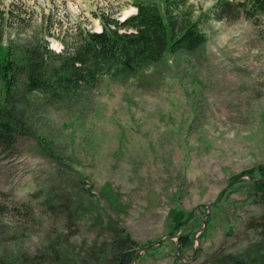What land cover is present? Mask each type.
<instances>
[{"label": "rangeland", "instance_id": "obj_1", "mask_svg": "<svg viewBox=\"0 0 264 264\" xmlns=\"http://www.w3.org/2000/svg\"><path fill=\"white\" fill-rule=\"evenodd\" d=\"M139 1L161 4L0 0L2 42L36 47L50 61L87 32L128 31L122 24ZM231 1L215 18L217 0H188L206 35L191 52H166L126 78L103 73L71 96L21 101L29 132L14 146L0 142V264H53L65 251L105 264L112 227L129 233L131 264H216L214 251L253 243L246 224L264 213V199L243 172L264 167V13L247 18ZM104 184L122 212L106 201ZM171 208L193 219L175 231ZM185 233L182 247L176 235Z\"/></svg>", "mask_w": 264, "mask_h": 264}, {"label": "trees", "instance_id": "obj_2", "mask_svg": "<svg viewBox=\"0 0 264 264\" xmlns=\"http://www.w3.org/2000/svg\"><path fill=\"white\" fill-rule=\"evenodd\" d=\"M187 3L188 0H161L159 5L152 1H139L135 5L136 14L122 24L128 31L105 27L99 33L87 32L82 45L76 50L51 54L50 61L44 53L36 51V47L30 49L4 44L0 32V142L14 146L18 135L29 132L19 105L21 101L26 102L32 93L42 92L51 98L59 94L71 96L81 84L88 85L103 73L126 78L157 63L166 52H191L203 45L206 35L199 29L198 20H191L185 8ZM235 5L242 8L247 18L264 13V0H240ZM230 6L231 0H217L213 16L221 18V9ZM20 85L24 87V92L17 97ZM42 148L46 154L47 150L51 151L44 143ZM243 174L260 179L251 182V186L264 199V167L249 168ZM102 192L113 209L117 212L124 210L118 203V194L109 184L102 186ZM192 216V211L171 208V229L177 231L193 219ZM205 220L208 222L209 218ZM112 228V257L105 264H131L135 251L131 250L132 246H127L122 237L125 234L130 240L129 233L122 227ZM246 232L253 243L235 252L214 251L216 264H264V213L246 224ZM176 236L182 247L188 245L189 233ZM257 237L258 240L255 239ZM62 254H56L53 264H84L81 256L67 251Z\"/></svg>", "mask_w": 264, "mask_h": 264}, {"label": "water", "instance_id": "obj_3", "mask_svg": "<svg viewBox=\"0 0 264 264\" xmlns=\"http://www.w3.org/2000/svg\"><path fill=\"white\" fill-rule=\"evenodd\" d=\"M239 176H241V175H239ZM248 177H249V176H248ZM235 179H236V177L233 178V179L227 184V186L222 190V192H221L220 196L218 197V199H216V200L213 201L212 203H214V202H216L217 200H219V199L222 198V196L224 195L226 189L230 186L231 183H233V181H234ZM250 179H251V180H260V179H253V178H250ZM263 179H264V178H263ZM209 205H210V204H209ZM209 205L207 206L208 211L205 213L204 218H203V224H204V227H205V218H206L207 215L209 214ZM161 241H162V240L160 239V240L156 241L155 243H151V244H149V245L146 246L145 248H149L150 246H152V245H154V244H158V243H160ZM136 256H137V254L135 255L134 259L136 258ZM134 259H133V260H134Z\"/></svg>", "mask_w": 264, "mask_h": 264}]
</instances>
